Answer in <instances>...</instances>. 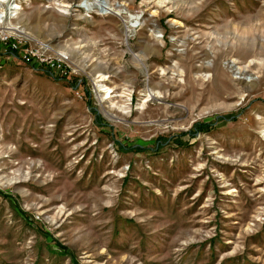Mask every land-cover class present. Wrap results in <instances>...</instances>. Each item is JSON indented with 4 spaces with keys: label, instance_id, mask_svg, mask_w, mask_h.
<instances>
[{
    "label": "rangeland",
    "instance_id": "1",
    "mask_svg": "<svg viewBox=\"0 0 264 264\" xmlns=\"http://www.w3.org/2000/svg\"><path fill=\"white\" fill-rule=\"evenodd\" d=\"M0 25L71 71L0 45V264H264V0H0Z\"/></svg>",
    "mask_w": 264,
    "mask_h": 264
},
{
    "label": "built area",
    "instance_id": "2",
    "mask_svg": "<svg viewBox=\"0 0 264 264\" xmlns=\"http://www.w3.org/2000/svg\"><path fill=\"white\" fill-rule=\"evenodd\" d=\"M0 45L5 47L6 52L11 54L9 56L19 57L38 67L42 66L52 69L62 76H66L71 72L68 64L55 58L53 52H48V48L33 47L30 43L22 41L20 37L11 35L8 32V28L2 27L1 25Z\"/></svg>",
    "mask_w": 264,
    "mask_h": 264
},
{
    "label": "trees",
    "instance_id": "3",
    "mask_svg": "<svg viewBox=\"0 0 264 264\" xmlns=\"http://www.w3.org/2000/svg\"><path fill=\"white\" fill-rule=\"evenodd\" d=\"M1 47H2V45H1ZM34 66H36V65H34ZM46 68V67H45ZM50 72H51V74L53 75V76H57V74L58 75H60V73H58V72H56V71H54V70H52V69H49V68H47ZM70 74V73H69ZM69 74H67L66 76H64V77H67ZM62 76V75H61ZM139 150H141V147H137ZM28 215H29V213H27L26 212V218L28 217ZM33 220V222L31 223V224H36L35 225V227L36 228H38L40 231H42V232H45V233H47V234H49L45 229H44V227H42V226H40L39 225V223L35 220V219H32ZM35 220V221H34ZM46 234V235H47ZM53 241H55L56 243H57V245H58V248L60 249V251L62 252V253H67L68 252V247L67 246H65V245H63L58 239H54L53 238ZM75 262V264H76V261H74ZM77 264H79V263H77Z\"/></svg>",
    "mask_w": 264,
    "mask_h": 264
},
{
    "label": "bare ground",
    "instance_id": "4",
    "mask_svg": "<svg viewBox=\"0 0 264 264\" xmlns=\"http://www.w3.org/2000/svg\"><path fill=\"white\" fill-rule=\"evenodd\" d=\"M206 63V62H205ZM198 68H208L207 65L203 64L202 66L198 67ZM207 76V75H206Z\"/></svg>",
    "mask_w": 264,
    "mask_h": 264
}]
</instances>
